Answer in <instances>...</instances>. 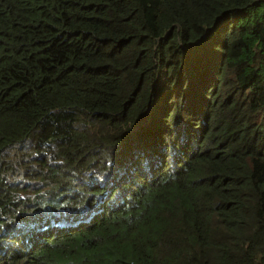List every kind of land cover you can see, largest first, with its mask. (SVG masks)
<instances>
[{"label":"trees","instance_id":"1","mask_svg":"<svg viewBox=\"0 0 264 264\" xmlns=\"http://www.w3.org/2000/svg\"><path fill=\"white\" fill-rule=\"evenodd\" d=\"M0 264H264V0H0Z\"/></svg>","mask_w":264,"mask_h":264}]
</instances>
